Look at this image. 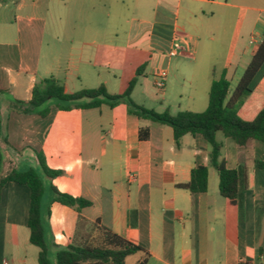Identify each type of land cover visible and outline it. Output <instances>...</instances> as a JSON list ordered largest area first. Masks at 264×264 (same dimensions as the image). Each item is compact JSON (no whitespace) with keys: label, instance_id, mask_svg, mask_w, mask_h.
<instances>
[{"label":"crops","instance_id":"0c3cea01","mask_svg":"<svg viewBox=\"0 0 264 264\" xmlns=\"http://www.w3.org/2000/svg\"><path fill=\"white\" fill-rule=\"evenodd\" d=\"M133 12L138 16L131 18ZM181 14L185 22L179 25ZM233 15L230 42L219 60L221 37ZM120 21L127 26L122 36ZM263 36L264 0L0 1V101L24 107L34 84L50 76L69 94L104 85L100 56L112 58L118 49L140 61L131 66L130 81L144 73L154 78L159 69L167 72V54L177 42L182 51L176 57L190 59L192 66L187 75L177 67L180 88H187L172 94L165 87L158 92L160 101L175 109L172 114L201 113L212 81L224 77L231 95ZM109 58L104 63L111 67ZM263 108L264 67L238 115L252 121ZM140 128L149 130L147 141L138 139ZM215 139L221 144L219 161L228 169L245 167L240 208L220 196L218 172L209 164L210 147L201 137L185 135L177 148L170 127L138 119L124 104L51 109L44 118L11 114L5 136H0L5 145L0 177L15 169L16 156L28 147L35 156L43 155L48 169L61 172L48 178L50 185L91 202L77 213L50 200L45 230L58 247L86 245L98 223L140 246L149 255L146 264H264V173L255 166V160L264 158V147L253 141L239 151L223 135L219 139L217 133ZM197 166L207 167V190L192 195L177 185L189 182ZM27 211V189L5 184L0 222L9 225L13 246L18 230L27 229ZM3 238L0 264H7ZM144 257V252L136 253L125 264Z\"/></svg>","mask_w":264,"mask_h":264},{"label":"trees","instance_id":"16d2710c","mask_svg":"<svg viewBox=\"0 0 264 264\" xmlns=\"http://www.w3.org/2000/svg\"><path fill=\"white\" fill-rule=\"evenodd\" d=\"M263 67L264 36L231 95L228 97L229 82L224 77L212 81L208 92L207 108L201 113L182 111L172 114L169 109L157 113L136 105L130 98L136 84V77L131 79L122 94L111 95L102 84L94 89H82L69 94L64 92L63 86L54 77L50 76L34 84L31 99L26 103L25 108L30 111L35 109V114L44 118L51 110L46 106L51 101H54L53 108L58 111L98 109L102 105L113 108L124 104L130 115L170 127L177 148L183 136H199L210 147L209 164L218 172L220 196L240 208L245 167L228 169L223 161H219L221 144L216 141L215 136L221 133L224 138L234 142L239 151L249 148L253 141L259 142L264 147V108L252 121H244L238 115L240 107L252 92L256 75ZM139 72L140 68L137 69L136 75ZM138 139L147 141L149 130L140 128ZM36 158L45 177L52 179L61 175L60 171L47 168L40 152L36 153ZM2 164L3 156L0 151V173ZM255 166L257 170L264 173V158L255 160ZM207 176V167L197 166L191 170L189 182L177 187L189 191L192 195L204 193L207 190ZM8 183L23 186L28 191L26 227L29 230V243L38 249L37 264H51L50 254L53 249L55 264H125L127 257L139 252H144L145 257L137 264H146L149 255L140 246L98 223L94 226L91 240L86 245H69L64 248L56 246L52 240L48 239L45 230L44 217L49 214V209L47 208L44 214L41 209L44 193L43 180L32 169L24 171L12 169L6 176L0 177V190ZM49 189L52 194L51 202L74 209L77 213L91 206L90 201L61 193L52 185Z\"/></svg>","mask_w":264,"mask_h":264},{"label":"rangeland","instance_id":"374dc122","mask_svg":"<svg viewBox=\"0 0 264 264\" xmlns=\"http://www.w3.org/2000/svg\"><path fill=\"white\" fill-rule=\"evenodd\" d=\"M131 18L136 17L138 15H135L133 12L130 14ZM138 18V17H137ZM185 20V17L183 14L177 17V23L181 25ZM235 20V15L231 16L229 19L228 27H226V31L224 34H222L221 41L222 45L220 46L219 51V60L221 55H223V49L227 47V45L230 42L231 34H232V25ZM119 27H121V31H118V34L122 36L124 34V31L127 29V26H124L122 21L117 23ZM125 29V30H124ZM123 41L124 39L121 38ZM121 42V41H120ZM119 41L117 44H123L124 42L120 43ZM176 45L180 47V43L176 42ZM222 50V51H221ZM126 57V59L121 62V59ZM107 58H104L103 56H100V62H99V71H100V77L105 85L108 86L110 92H114L115 95L122 94L125 89L127 88L128 83L130 82L131 78V66L132 68H136L140 65V61L137 59L136 54L126 51L124 49H118L115 52V55L113 54L111 59L112 65L111 67L106 66L104 63ZM190 59L184 58V57H176L170 59V66L167 69V78L165 82L166 91L172 94H175L180 89H186L187 87L184 86L183 88H180L181 81L178 78V75L176 72L178 71V64L180 67L181 72H183L185 75H187L191 69L192 66L189 64ZM198 67V64H197ZM197 70V69H196ZM112 71H115V73H112ZM136 84L133 88V91L131 93V100L133 103L139 106H143L147 109H152L157 113L163 112L167 108V104L165 102H161V96L154 87V78H152L151 75H148L144 73V75H139L136 77ZM107 89V88H106ZM54 101L49 102L46 106H48L51 109L53 108ZM45 107V106H44ZM26 109V110H25ZM171 113L175 112V109L169 110ZM19 114L23 116L27 115H36V110L33 109L30 111V109L25 108V106H8L5 105L2 101H0V122H1V135L2 137L5 136L6 133V123L7 118L11 114ZM219 139H222V134L219 133ZM5 145L0 141V151L1 153L4 152ZM11 167V165H10ZM9 167V168H10ZM17 170H28L32 169L34 170L39 177L43 180L44 184V193L41 199V209L44 214V212L47 209V206L52 199V194L49 189L50 183L48 182V178L44 176L42 173L37 160L36 156L34 155L33 151L30 148H24L23 151H20L18 155L16 156V167ZM4 167L2 165L0 176L4 174ZM24 229V230H23ZM0 235H2L4 238L2 241L5 243V251L7 253L6 256L2 257L4 258L5 262L7 264H20V261L25 259V264H37V253L38 249L34 247L33 245L29 244L28 242V230L25 228H20L18 230V239L17 243L13 246L11 244L10 240V233H9V225L3 224L0 222ZM53 252V251H51ZM1 258V256H0ZM50 262L51 264H55L54 259V253L50 254ZM133 258H130L128 260L127 264H132Z\"/></svg>","mask_w":264,"mask_h":264},{"label":"built area","instance_id":"2783aa9c","mask_svg":"<svg viewBox=\"0 0 264 264\" xmlns=\"http://www.w3.org/2000/svg\"><path fill=\"white\" fill-rule=\"evenodd\" d=\"M182 49L178 47L176 44H173L168 52V57H176L181 54ZM167 78V72L164 69H159L154 75V87L159 93H163L165 90V82Z\"/></svg>","mask_w":264,"mask_h":264}]
</instances>
